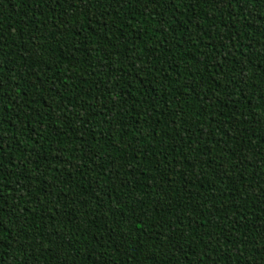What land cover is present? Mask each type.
I'll use <instances>...</instances> for the list:
<instances>
[{"label": "trees", "instance_id": "trees-1", "mask_svg": "<svg viewBox=\"0 0 264 264\" xmlns=\"http://www.w3.org/2000/svg\"><path fill=\"white\" fill-rule=\"evenodd\" d=\"M0 264H264V0H0Z\"/></svg>", "mask_w": 264, "mask_h": 264}]
</instances>
